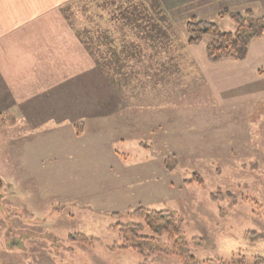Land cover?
I'll return each instance as SVG.
<instances>
[{"label": "rangeland", "instance_id": "rangeland-1", "mask_svg": "<svg viewBox=\"0 0 264 264\" xmlns=\"http://www.w3.org/2000/svg\"><path fill=\"white\" fill-rule=\"evenodd\" d=\"M228 1L179 13L159 0L66 6L105 74L90 93L112 106L86 118L82 138L2 111L0 264H264V37L243 61H210L212 34L189 42L195 20L236 32L225 9L264 16L261 0ZM141 207L168 212L181 236L153 232ZM128 224H144L130 242L149 237L146 257L123 246Z\"/></svg>", "mask_w": 264, "mask_h": 264}, {"label": "crops", "instance_id": "crops-1", "mask_svg": "<svg viewBox=\"0 0 264 264\" xmlns=\"http://www.w3.org/2000/svg\"><path fill=\"white\" fill-rule=\"evenodd\" d=\"M74 1L0 0V116L12 111L23 128L67 126L82 138L86 118L102 116L112 102L108 92L90 93L92 80L105 74L66 15V6ZM216 1L223 0H159V4L166 12L179 13ZM237 2L247 5L255 0L228 1Z\"/></svg>", "mask_w": 264, "mask_h": 264}, {"label": "trees", "instance_id": "trees-1", "mask_svg": "<svg viewBox=\"0 0 264 264\" xmlns=\"http://www.w3.org/2000/svg\"><path fill=\"white\" fill-rule=\"evenodd\" d=\"M227 13L233 20L237 23L238 29L236 32H221L218 26L214 23L204 21V20H195L188 23V28L190 32V43H199L202 41V38L205 34H212L213 40L207 44V56L210 61L218 62L224 59H234L238 61H243L248 57L250 45L254 40L261 39L264 37V16H255L252 9H248L246 14L241 12H234L229 9H225L222 13ZM81 35V33H80ZM82 36V35H81ZM104 43L112 45L115 42L116 38H111V36L104 37ZM87 44V43H86ZM89 44V43H88ZM87 44V46H88ZM89 48L92 46H88ZM92 49V48H90ZM94 53H97L93 49ZM109 53L113 50H108ZM97 55V54H96ZM96 57V56H95ZM115 59H118L115 57ZM112 59V62L115 61ZM118 61V60H116ZM197 178L200 179V176L197 175ZM137 215L144 218L147 226L155 233L160 232V227L164 232L167 233L169 239H177L182 234V229L175 222V220L170 216L168 212L150 210L144 207L138 208L135 212ZM144 229V224H128L123 227L122 233L124 238L127 241V244L124 243V247L130 245V234L136 236L138 232H142ZM139 240L136 245L132 246L135 248L141 255L147 256L145 248L142 245V239H149V237L139 235ZM83 241H88L87 238H82ZM139 245V246H138ZM178 248V247H177ZM167 252V251H166ZM190 261H196L194 257L188 256Z\"/></svg>", "mask_w": 264, "mask_h": 264}, {"label": "clouds", "instance_id": "clouds-1", "mask_svg": "<svg viewBox=\"0 0 264 264\" xmlns=\"http://www.w3.org/2000/svg\"><path fill=\"white\" fill-rule=\"evenodd\" d=\"M236 242L233 241H224L223 242V250L227 251L230 250L231 248L235 247Z\"/></svg>", "mask_w": 264, "mask_h": 264}]
</instances>
